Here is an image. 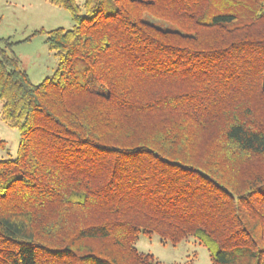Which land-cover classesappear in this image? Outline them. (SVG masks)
<instances>
[{
  "label": "trees",
  "instance_id": "trees-1",
  "mask_svg": "<svg viewBox=\"0 0 264 264\" xmlns=\"http://www.w3.org/2000/svg\"><path fill=\"white\" fill-rule=\"evenodd\" d=\"M47 1L76 21L31 35L53 74L34 83L0 37L20 131L0 159V264H164L141 233L264 264V0Z\"/></svg>",
  "mask_w": 264,
  "mask_h": 264
},
{
  "label": "rangeland",
  "instance_id": "rangeland-1",
  "mask_svg": "<svg viewBox=\"0 0 264 264\" xmlns=\"http://www.w3.org/2000/svg\"><path fill=\"white\" fill-rule=\"evenodd\" d=\"M0 37H10L17 42L9 53L19 58L34 83L41 82L54 73L59 59L45 42V34L32 33L40 29L64 27L71 29L76 24L71 13L47 0H0ZM31 36L29 40L26 38ZM0 100V137L5 144L0 146V159L14 158L18 152L20 131L2 119ZM139 250L150 253L164 264H211L210 252L195 238L188 237L173 244L165 242L156 234H139L136 241Z\"/></svg>",
  "mask_w": 264,
  "mask_h": 264
}]
</instances>
